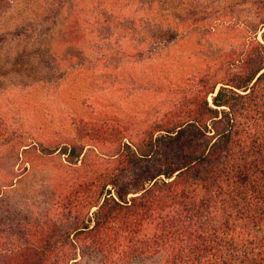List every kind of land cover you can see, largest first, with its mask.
<instances>
[{
    "label": "rangeland",
    "instance_id": "1",
    "mask_svg": "<svg viewBox=\"0 0 264 264\" xmlns=\"http://www.w3.org/2000/svg\"><path fill=\"white\" fill-rule=\"evenodd\" d=\"M253 6L252 0H0V264L15 241L8 225L16 231L28 220L56 216L68 186L62 185L92 161L96 171L113 167L107 136L95 144L90 131L120 128L124 141L131 131L136 141L199 78L218 75L253 32L259 37ZM23 145L35 148L31 162ZM62 148L82 155L67 157ZM4 203L17 214L5 217Z\"/></svg>",
    "mask_w": 264,
    "mask_h": 264
},
{
    "label": "trees",
    "instance_id": "2",
    "mask_svg": "<svg viewBox=\"0 0 264 264\" xmlns=\"http://www.w3.org/2000/svg\"><path fill=\"white\" fill-rule=\"evenodd\" d=\"M252 5L259 37L136 141L120 128L90 131L95 144L107 136L113 167L92 161L60 182L56 216L8 225L15 241L1 264H264V0ZM23 146L31 162L35 148ZM2 212L17 214L5 203Z\"/></svg>",
    "mask_w": 264,
    "mask_h": 264
}]
</instances>
